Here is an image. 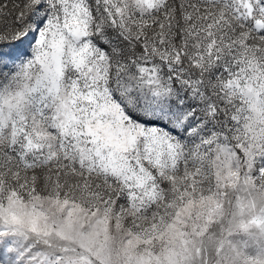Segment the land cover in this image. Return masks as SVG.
Here are the masks:
<instances>
[{"label": "snow or ice", "instance_id": "obj_1", "mask_svg": "<svg viewBox=\"0 0 264 264\" xmlns=\"http://www.w3.org/2000/svg\"><path fill=\"white\" fill-rule=\"evenodd\" d=\"M0 264H264V0H0Z\"/></svg>", "mask_w": 264, "mask_h": 264}]
</instances>
